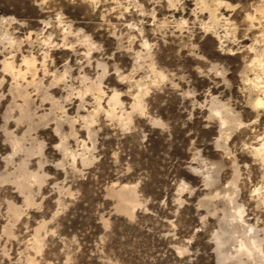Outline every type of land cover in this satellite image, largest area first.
I'll return each instance as SVG.
<instances>
[{
    "label": "rangeland",
    "instance_id": "obj_1",
    "mask_svg": "<svg viewBox=\"0 0 264 264\" xmlns=\"http://www.w3.org/2000/svg\"><path fill=\"white\" fill-rule=\"evenodd\" d=\"M0 264H264V0H0Z\"/></svg>",
    "mask_w": 264,
    "mask_h": 264
}]
</instances>
